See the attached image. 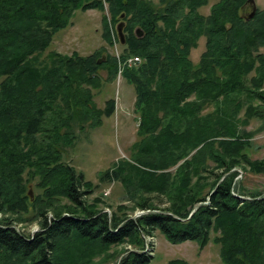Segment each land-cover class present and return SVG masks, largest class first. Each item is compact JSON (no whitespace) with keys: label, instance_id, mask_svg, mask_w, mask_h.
I'll use <instances>...</instances> for the list:
<instances>
[{"label":"trees","instance_id":"1","mask_svg":"<svg viewBox=\"0 0 264 264\" xmlns=\"http://www.w3.org/2000/svg\"><path fill=\"white\" fill-rule=\"evenodd\" d=\"M251 1L220 0L205 16L210 0H0V264H152L145 238L156 231L200 248L215 234L222 264H264V194H247L238 180V170L264 176L247 130L264 123V9L249 19ZM90 10L103 14L102 39L122 48L119 58L104 47L86 57L47 53L75 13ZM132 57L141 63L121 68ZM101 70L136 93L134 164L100 174L123 183L144 212L136 218L110 217L90 200L96 187L64 162L75 125L99 128L115 114L114 99L94 103ZM27 221L39 231L17 229Z\"/></svg>","mask_w":264,"mask_h":264},{"label":"rangeland","instance_id":"2","mask_svg":"<svg viewBox=\"0 0 264 264\" xmlns=\"http://www.w3.org/2000/svg\"><path fill=\"white\" fill-rule=\"evenodd\" d=\"M220 0H210V4L200 10L201 14L209 15L212 5ZM158 4V0H153ZM264 9V0H254L250 3L244 15H249L254 9ZM102 16L99 11L90 10L87 12L77 11L72 19V26L60 31L47 50V53L56 51L64 55H71L74 52L81 56H89L96 50L104 47L109 54H114L119 58L122 48L115 46L110 48L102 39ZM205 51V38L199 41L197 49L192 50L191 60L197 64ZM106 56V53L104 54ZM99 77L102 80V87L93 89L94 103L99 109H104L106 101L114 99L116 101L115 114L110 118L103 119V125L92 129L86 124L84 130L79 129V125L74 126L76 141L73 146L63 147L64 162L72 166L77 173H82L85 180L92 183L96 189L90 197L91 201L101 199L97 204L110 217L115 213L120 216L136 218L144 212L135 206V201L131 195L126 193L122 182L115 181L103 183L100 181V174L114 168L121 161H131V147L138 140V115L135 112L136 93L133 86L129 85L125 79L119 75L113 81H107L108 73L101 70ZM248 131L256 132L252 139L253 148L249 152L252 160L264 161V123L259 120H252ZM134 164V163H133ZM245 192L259 191L264 194V176L251 173L244 174L238 170ZM38 194L34 183L28 185V195L33 202ZM139 201V199H136ZM69 205L63 201L59 206ZM51 216V213L49 214ZM30 220V217H27ZM17 229L34 234L39 231L36 221L16 225ZM215 234H212L210 242L200 248L195 242H185L173 245L169 243L160 231L154 233V237H146V251L154 256L152 264H167L173 259H183L190 264H222L220 257V245L214 242ZM130 248L127 244L112 248L110 253H123ZM96 258L95 261H98Z\"/></svg>","mask_w":264,"mask_h":264},{"label":"water","instance_id":"3","mask_svg":"<svg viewBox=\"0 0 264 264\" xmlns=\"http://www.w3.org/2000/svg\"><path fill=\"white\" fill-rule=\"evenodd\" d=\"M251 3H254V0L251 1ZM255 11H256V8L254 9V12L253 14L250 15L249 19H252L254 17V14H255ZM117 32H118V36L121 40V44L124 45L126 43V39H125V34H124V24H120L118 27H117ZM107 60L106 56L103 57L102 60L99 61V64H101L102 62H105ZM242 199H248L246 197H241ZM195 211L192 212L191 216L194 214Z\"/></svg>","mask_w":264,"mask_h":264},{"label":"built area","instance_id":"4","mask_svg":"<svg viewBox=\"0 0 264 264\" xmlns=\"http://www.w3.org/2000/svg\"><path fill=\"white\" fill-rule=\"evenodd\" d=\"M140 63H141V59L139 57H132V58H129L124 64H122L121 68H123V66H129V67L136 66Z\"/></svg>","mask_w":264,"mask_h":264}]
</instances>
